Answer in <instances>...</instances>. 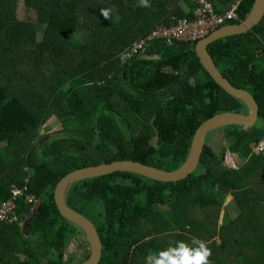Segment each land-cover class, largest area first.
Wrapping results in <instances>:
<instances>
[{"label": "trees", "instance_id": "trees-1", "mask_svg": "<svg viewBox=\"0 0 264 264\" xmlns=\"http://www.w3.org/2000/svg\"><path fill=\"white\" fill-rule=\"evenodd\" d=\"M210 1L221 13L234 0ZM254 2L241 0L238 19L226 24L243 21ZM22 3L33 21L15 16V0H0V200L10 186L26 185L33 202L19 198V223L0 224V264H72L61 251L78 228L52 201L63 175L120 160L176 170L202 122L246 107L203 69L197 40L147 39L156 25L194 20L196 0H149L150 7L139 0ZM102 9L110 10L107 18ZM139 41L141 49L121 63L118 56ZM207 51L232 86L252 95L264 121V17ZM50 118L58 130L38 144ZM220 130L241 162L235 167L224 165L206 140L201 172L183 180L115 172L69 186L66 205L88 219L101 241L96 264H153L147 256L158 258L180 241L197 247L193 238L207 242L210 264H264V151L250 149L264 131ZM227 195L239 210L234 218L226 210L221 217Z\"/></svg>", "mask_w": 264, "mask_h": 264}, {"label": "water", "instance_id": "water-1", "mask_svg": "<svg viewBox=\"0 0 264 264\" xmlns=\"http://www.w3.org/2000/svg\"><path fill=\"white\" fill-rule=\"evenodd\" d=\"M264 17V0H255L247 17L239 24H230L219 28L208 36L195 43L194 51L203 69L227 94L242 101L245 104V113L222 112L216 114L204 122L196 129L188 156L185 162L176 170L166 171L139 162L130 160L113 161L95 166H87L72 170L63 175L54 185L52 191V201L59 215L68 222L81 229L89 238V251L84 260L78 264H96L100 257L101 241L93 225L84 216L69 208L65 203V194L69 186L78 180L107 175L115 172H130L162 182H175L187 178L194 173L200 163V157L206 141L207 134L215 128H222L228 125H237L244 129L252 127L258 118V106L255 99L244 89L232 86L218 71L211 56L207 51V46L223 37L243 34L258 25ZM58 125L57 120H53L38 130V144H40L47 134ZM224 144H226L224 140ZM223 162L225 157L222 159ZM224 164V163H223ZM225 204V203H224ZM224 210L221 211V217ZM26 227V220L23 228Z\"/></svg>", "mask_w": 264, "mask_h": 264}, {"label": "built area", "instance_id": "built-area-1", "mask_svg": "<svg viewBox=\"0 0 264 264\" xmlns=\"http://www.w3.org/2000/svg\"><path fill=\"white\" fill-rule=\"evenodd\" d=\"M241 0H234L229 7L222 13L216 11L210 0H196L200 9L196 11V18L192 21L181 19L172 26L156 25L151 33L147 36L151 39H165L168 44L174 40H191L196 41L205 37L210 31L218 26L223 25L226 21L238 19V7ZM143 41L134 43L130 48L124 50L118 57L121 63L132 57L141 49ZM254 153L264 151V139L250 146ZM230 163L232 165H230ZM228 166H234L233 156L226 163ZM19 198L27 203L32 201V196L27 192L25 185L21 187L11 186L8 196L0 200V224H13L18 222L15 213L16 203Z\"/></svg>", "mask_w": 264, "mask_h": 264}, {"label": "rangeland", "instance_id": "rangeland-1", "mask_svg": "<svg viewBox=\"0 0 264 264\" xmlns=\"http://www.w3.org/2000/svg\"><path fill=\"white\" fill-rule=\"evenodd\" d=\"M14 13H15V16L19 20H30V21L34 20V16H33L34 12L31 9H28L25 6H23L22 0H15ZM74 38L80 41L83 40L82 38L77 37V36H75ZM53 119L54 118L48 119L43 124V126L50 123ZM253 126H256L264 131V121L260 119L259 116ZM56 130H58L57 126H55L50 132H53ZM206 140H208L207 143L215 150L216 153L221 154V158H224L225 156L224 163L225 162L227 163L229 161L230 153L225 147L226 144H224V138H223L220 128L213 129L210 132L209 139L207 136ZM1 146L2 144H0V147ZM238 160L239 159L237 157H234L235 163L238 162ZM240 163L241 162L239 160V164ZM230 165L232 164L230 163ZM200 172H201V169H197L195 173L199 174ZM224 203H223V210H226L228 215L231 218H234L235 216L238 215L239 210L233 203L230 195H227L225 197ZM24 222L25 220L24 221L22 220V223L20 224L21 230H25L26 228V227L23 228ZM89 242H90L89 238L86 236V234L81 229L78 228L75 233L73 234L71 233L67 236L66 246L61 251L62 258L67 259V261H70L72 264H78L79 262H81L82 260L86 258L88 251H89ZM18 256L21 259L23 258V256L20 254H18Z\"/></svg>", "mask_w": 264, "mask_h": 264}, {"label": "clouds", "instance_id": "clouds-1", "mask_svg": "<svg viewBox=\"0 0 264 264\" xmlns=\"http://www.w3.org/2000/svg\"><path fill=\"white\" fill-rule=\"evenodd\" d=\"M139 6L140 7H150L151 5L149 4V0H139ZM109 13H110L109 9H102L101 10V14L104 15L105 18H107L109 16ZM230 21H232V20H230ZM230 21H226L223 25L218 26L214 30L210 31L206 36H208L210 33L214 32V31L218 30L219 28L226 26L227 25L226 23H228ZM237 24H239V23H237ZM202 38H204V37H202ZM202 38H200V39H202ZM200 39H198V40H200ZM248 128H250V127H248ZM263 139H264V137H262L259 141H261ZM258 142H255V143H258ZM252 144L253 143H251L250 146ZM229 156L230 157L233 156V162H234V155H232L230 153ZM224 165H227L226 162L224 163ZM235 166L236 165H235V162H234V166H228V167H235ZM8 193H9V190H8ZM31 202H33V196H32V201ZM18 221H19V219H18ZM17 223H19V222H17ZM7 225H9V224H7ZM192 241H193V243L197 244L198 246L197 247H190L184 241H180V242H178V246L177 247H175V248H171L170 247L167 250L162 251L158 258H155V257H152L151 255H149V256L146 257V259L148 261L153 262V264H210L209 257L211 256V249L207 246V242L202 241V240H198L196 238H193Z\"/></svg>", "mask_w": 264, "mask_h": 264}, {"label": "crops", "instance_id": "crops-1", "mask_svg": "<svg viewBox=\"0 0 264 264\" xmlns=\"http://www.w3.org/2000/svg\"><path fill=\"white\" fill-rule=\"evenodd\" d=\"M185 9H186V6H185Z\"/></svg>", "mask_w": 264, "mask_h": 264}]
</instances>
